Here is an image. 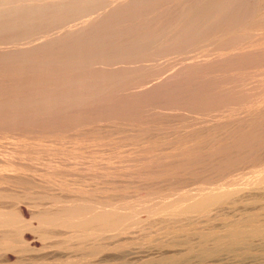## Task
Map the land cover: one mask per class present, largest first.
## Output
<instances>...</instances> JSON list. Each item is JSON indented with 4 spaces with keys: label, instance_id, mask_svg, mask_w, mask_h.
Here are the masks:
<instances>
[{
    "label": "rangeland",
    "instance_id": "obj_1",
    "mask_svg": "<svg viewBox=\"0 0 264 264\" xmlns=\"http://www.w3.org/2000/svg\"><path fill=\"white\" fill-rule=\"evenodd\" d=\"M248 2H251L250 10L260 12L263 7L260 13H264V0ZM82 18L72 19L69 24ZM175 54L137 62L139 64L116 72L114 78L131 86L165 76L189 61L183 59L187 54ZM190 54L195 52H189L188 56ZM147 66L150 69H146ZM132 68L138 73L134 74ZM254 75V68L245 69L241 74L222 79L220 85L201 84L202 88L191 87L181 94H170L162 101L147 99L145 109H123V116H114L115 125L97 129L96 125L92 126L86 144L80 143L79 138H69L67 144L68 138H63L68 134L65 129L49 136L66 140L65 143L59 137L51 140L54 142L50 145L58 149L56 153L59 151L58 157L65 152L72 153L78 158L77 162L85 160L96 164L90 168L96 166L99 172L75 169L73 178L81 175L85 185L81 180L77 184L82 186L72 189L57 183L55 189L51 185L49 190L48 184L42 188L44 183L41 182L32 184V180L26 182L23 178L2 175L0 211H8L15 219L18 217L31 224L27 223L28 230L24 226L23 235L0 234V264H264V124L259 117L261 110L257 109L259 96L252 84ZM102 115L88 117L95 120L108 116ZM79 118L75 116L70 120L78 123ZM120 118L129 124H120ZM141 141L147 144L142 156L132 151L133 142ZM102 142H106L105 147ZM6 146L0 141V151L6 150ZM148 148L150 151L146 153ZM103 152L104 156L111 155L113 162L106 156V160H100L102 166L100 162L97 164L95 160L100 159ZM91 176L94 178L88 179ZM131 181L136 182L131 184ZM92 188L96 189L91 191ZM69 205L82 206L84 212L86 207L94 213L109 209L107 211L115 212L118 217L109 232L90 236L74 234L68 227L35 225L34 222L46 216L45 211ZM21 209H25L22 210L25 215L19 211ZM34 213L36 216L32 215ZM35 217L38 220H34Z\"/></svg>",
    "mask_w": 264,
    "mask_h": 264
},
{
    "label": "bare ground",
    "instance_id": "obj_2",
    "mask_svg": "<svg viewBox=\"0 0 264 264\" xmlns=\"http://www.w3.org/2000/svg\"><path fill=\"white\" fill-rule=\"evenodd\" d=\"M249 3L251 2L247 3V0H0V141L7 145L6 150L0 151V177L23 178L26 182L28 179L32 180V184L41 182L44 183L43 186L40 185L42 188L49 185L47 189L61 183L72 189L81 187L77 183L82 180L84 184V178L80 179L81 175H76L77 179L73 178L75 174L72 171L80 168L98 173L97 165L85 160L77 162L78 158L72 153L61 151L63 154L60 153L61 157H58L59 151L56 153L55 150L58 149L52 147L54 141L51 140H58L56 138L59 136L54 139L49 136L65 129L68 134L63 138H68L67 144L69 138H79L80 143H85L90 138L88 131L92 126L96 125L94 128L97 129L114 124L116 118L113 117L121 114L123 109H145L147 99L162 101L166 96L170 97V94H181L191 87L202 88L201 84H218L222 79L241 74L250 68L255 70L252 84L259 96L257 109L261 110L259 117L263 125L264 13L261 14L262 6L261 13L250 10ZM255 3L253 1L252 4ZM80 17L83 18L79 22L69 24L72 19L78 20ZM189 52L195 54L188 56ZM175 53L187 54L183 59L189 61L165 76L146 82H130L134 84L131 86H127L129 83H122L123 79L119 82L114 78L116 72L129 68L132 64ZM148 68L149 66L146 69ZM135 69L137 71L136 65ZM132 70L135 72L133 68ZM136 73L138 72L134 74ZM215 87L214 85L213 88ZM91 114L108 116L90 120L88 116ZM75 116L80 117L82 122L70 120ZM119 123L129 124L123 120ZM140 126L143 128V125ZM63 138H60L62 142L66 141ZM104 143L98 145L105 147ZM133 143V153L141 156L145 154V141ZM147 150L146 153H149V148ZM104 152L99 161L95 160L97 164L100 162L101 165L100 160H106V156L108 160L111 159V155L104 156ZM82 153L85 154L86 151ZM94 165L95 168L91 169ZM93 178L91 176L88 179ZM7 181L10 182L9 178ZM17 181L22 183L18 179ZM134 183L131 181V184ZM29 184L32 186L31 182ZM93 189L96 188L91 191ZM81 207L61 206L44 210L45 212L40 209L46 216L39 220L35 217L34 220L38 222L34 223H38V227L45 224H51L52 228L55 225L58 228L68 227L74 234L90 236L109 232L111 224L118 217L115 212L107 211L109 209L94 213L95 211L89 212L90 208L86 207L88 213ZM22 210L25 209L19 211L24 212ZM4 211H0V234L23 235L24 228L30 222L18 217L15 219L8 211ZM34 214L32 215L36 216ZM32 228L31 230L35 229ZM11 239H14L13 235Z\"/></svg>",
    "mask_w": 264,
    "mask_h": 264
}]
</instances>
